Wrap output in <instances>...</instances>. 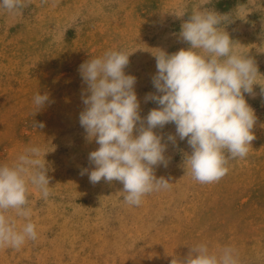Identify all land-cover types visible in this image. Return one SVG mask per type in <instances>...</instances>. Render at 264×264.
Here are the masks:
<instances>
[{"label":"rangeland","instance_id":"374dc122","mask_svg":"<svg viewBox=\"0 0 264 264\" xmlns=\"http://www.w3.org/2000/svg\"><path fill=\"white\" fill-rule=\"evenodd\" d=\"M24 3L15 13L0 8V164L11 165L26 147H42L51 194L44 199L29 184L30 219L38 238L19 249L0 248V264H171L199 243L210 252L235 248L239 264H264V0ZM201 4V10L229 16L221 26L258 68L253 93L244 94L257 117L256 138L246 158L229 161L222 179L201 184L184 166L192 149L187 138L176 135V125L153 129L163 137L168 161L166 167L153 166L154 174L171 187L130 206L121 182L89 180L95 168L89 154L99 145L87 139L79 120L83 99L90 95L80 65L107 50L128 52L124 71L136 78L146 126L150 110L160 107L146 100L150 93L160 94L153 85L154 54L189 47L180 37L181 25ZM37 93L49 100L36 113ZM170 134L175 143L167 139ZM7 215L18 231L27 222L14 210Z\"/></svg>","mask_w":264,"mask_h":264},{"label":"clouds","instance_id":"9594fccd","mask_svg":"<svg viewBox=\"0 0 264 264\" xmlns=\"http://www.w3.org/2000/svg\"><path fill=\"white\" fill-rule=\"evenodd\" d=\"M202 5L193 8L181 25L180 37L189 47L173 54L163 50L154 54L157 73L153 85L160 94L150 93L146 100L160 107L150 110L146 126L139 114L136 78L124 71L128 52L107 50L80 65L90 95L83 99L86 108L79 120L87 139H95L99 145L89 154L95 165L88 173L89 180L93 184L101 179L121 182L124 201L130 206H140L146 195L171 187L169 180L154 174L153 166L166 167L168 161L163 137L153 129L176 125V135L180 140L187 138L192 149L190 155L185 154L184 166L201 184L222 179L229 171V161L246 158L256 138L252 129L257 117L244 94L253 93L258 68L253 59L238 51L221 26L229 16L201 10ZM25 6L24 0H0V8L13 13ZM48 100L47 94L34 96L36 113ZM175 138L170 134L167 139L175 143ZM46 153L40 146H29L11 165L0 164V248L19 249L27 240L38 238L30 219L28 186L34 185L44 199L50 196ZM10 210L27 220L19 231L7 215ZM171 264H239V259L231 246L210 252L206 243H199L190 246L184 259L174 258Z\"/></svg>","mask_w":264,"mask_h":264}]
</instances>
